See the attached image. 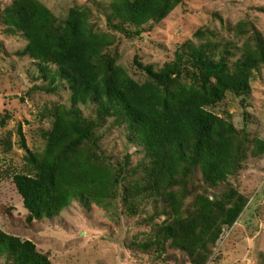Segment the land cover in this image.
Segmentation results:
<instances>
[{
    "label": "trees",
    "instance_id": "trees-1",
    "mask_svg": "<svg viewBox=\"0 0 264 264\" xmlns=\"http://www.w3.org/2000/svg\"><path fill=\"white\" fill-rule=\"evenodd\" d=\"M184 2L98 4L109 25L136 37L152 30ZM1 19L8 32H19L27 40L17 54L37 62L41 76L48 80L39 89L53 92L67 85L72 90L71 104L51 111L54 120L43 133V153H31L27 171L14 177L28 221L53 219L74 200L87 205L90 198L115 197L128 180L124 198L131 212H136L139 198L147 197L155 199L156 210L145 221L166 217L154 226L153 236L138 246L162 256L169 245L186 252L191 264H207L210 247L216 245L224 226L234 225L247 199L228 184L219 199L211 200L198 193L194 177L200 172L204 182L216 187L241 169L249 152L254 158L264 154L263 139L250 140L232 121L211 110L227 93L249 94L250 80L264 66L261 33L253 27L249 38L256 40L255 47L246 43L240 48L234 40H218L200 29L199 40H186L175 58L160 68L136 58L137 67L148 77L141 83L104 54L112 41L94 29L86 10L73 7L62 21L40 0H14ZM248 30L240 23L236 38ZM82 106L92 108V114H85ZM110 118L143 147L144 156L136 165L129 160L113 167L99 162L100 132ZM140 173L142 178L132 179ZM191 196H195V207L184 213L182 203ZM1 256L6 257L5 264H51L32 241L4 232L0 233Z\"/></svg>",
    "mask_w": 264,
    "mask_h": 264
},
{
    "label": "rangeland",
    "instance_id": "rangeland-1",
    "mask_svg": "<svg viewBox=\"0 0 264 264\" xmlns=\"http://www.w3.org/2000/svg\"><path fill=\"white\" fill-rule=\"evenodd\" d=\"M40 1L62 21L73 7L86 10L94 29L112 41L104 54L141 83L148 77L137 67L136 58L145 65L160 68L175 58L177 49L186 40H199L200 29L218 40H234L240 48L246 43L255 47L256 40L249 38L254 35L253 27L264 38V0H185L152 30L136 37H128L107 23L98 1L106 6L110 0ZM13 2L0 0V233L32 241L51 264H191L186 252L169 245L162 256L154 249L144 251L138 246L153 236L154 226L166 217L157 216L149 224L145 221L155 214L154 198H139L136 212H131L124 198L128 180L121 183L115 197L101 201L90 198L87 205L74 200L53 219L28 221L29 212L14 177L27 171L31 153H43L46 145L43 133L54 120L51 111L60 105L69 106L72 90L67 85L53 92L39 89L48 80L41 76L37 62L17 54L27 40L19 32H8L1 19L2 11ZM242 22L249 30L236 38ZM239 55L240 52L236 57ZM249 84V94L227 93L211 110L232 121L250 140H264V66L255 71ZM82 109L85 114H92V108L82 106ZM100 133H103L101 149L96 150L100 163L107 162L113 167L129 160L136 165L143 158V147L131 141L125 127L114 124L112 118ZM139 178L141 173L132 179ZM194 182L198 193L211 200L219 199L228 184L247 199L234 225L224 226L216 245L210 247L207 264H264V154L254 158L249 152L241 169L227 183L211 187L200 172ZM194 197L182 203L184 213L194 209ZM162 204L158 203V207L162 208ZM6 261V257H0V264Z\"/></svg>",
    "mask_w": 264,
    "mask_h": 264
}]
</instances>
